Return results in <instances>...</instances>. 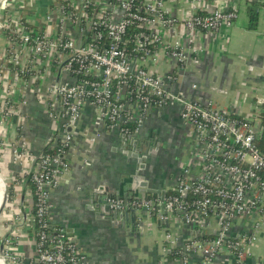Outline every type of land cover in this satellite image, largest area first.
<instances>
[{"label":"built area","instance_id":"1","mask_svg":"<svg viewBox=\"0 0 264 264\" xmlns=\"http://www.w3.org/2000/svg\"><path fill=\"white\" fill-rule=\"evenodd\" d=\"M56 1L54 10L45 15L47 23L55 21L53 29L32 27L21 18L15 19L13 28L0 23V29L9 32L0 71L14 74L35 91L37 86L46 87L49 99H54L48 117L62 134L60 139L50 137L48 150L40 154L38 169L31 175L35 257L30 264H85L65 230L49 231V217L51 191L70 169L66 159L73 143L70 130L87 103L100 112L101 123L122 134L139 133L151 113L170 103L180 106L183 125L195 135L198 170L185 168L164 198L111 197L109 204L159 218L166 242L181 258L193 252L200 256L199 264H214L228 254L232 264H244L264 228L262 128L257 119L176 92L178 71L189 56L179 42L166 41L158 30L182 24L189 32L217 33L235 24L236 8L221 7L217 0H181L190 5L189 14L181 18L167 11L166 0ZM7 3L0 0V7ZM211 3L216 7L209 11ZM132 27L139 31L131 34ZM160 55L176 61L177 69L165 75L150 70L147 64H157ZM8 92L5 96L0 87V127L16 108ZM13 154L18 161L26 157L24 149H14ZM172 218L206 235L178 246ZM15 242L6 238L4 258L10 264H23L13 255Z\"/></svg>","mask_w":264,"mask_h":264},{"label":"crops","instance_id":"2","mask_svg":"<svg viewBox=\"0 0 264 264\" xmlns=\"http://www.w3.org/2000/svg\"><path fill=\"white\" fill-rule=\"evenodd\" d=\"M252 1L255 0H217L221 7L236 8L238 13L232 27L217 33L189 32L182 24L173 29L158 30L166 41L179 42L189 56L178 71L176 92L211 103L217 109L239 117L258 120L264 105V5L259 13L258 27L250 29L247 10ZM56 3V0H8L3 8L0 7V23H9L10 28L16 18H21V22L32 27L46 29L50 26L53 29L55 21L47 23L45 15L54 10ZM215 7L211 3L208 10ZM165 8L181 18L190 12V5L181 0H166ZM8 33L0 29V62ZM177 65L173 59L160 55L157 64L149 63L147 67L156 74L165 75L176 70ZM194 85L196 89H192ZM0 87L5 96L9 91L7 97L16 107L9 120L0 127V173L13 184L12 208L2 226L3 239L7 234L15 239L13 255L23 259V264H30L35 257L32 218L35 194L31 175L38 169V157L50 144V137L60 139L62 134L48 117L54 99H49L46 87L37 86L38 91H35L7 71H0ZM179 111L178 104L170 103L151 113L136 143L124 140L121 132L101 123L100 112L92 104L83 107L79 120L71 128L73 143L66 156L70 169L51 191L49 222L51 226L65 230L73 239L85 264L200 263V256L193 252H185L182 258L174 250L172 252L164 238V226L158 225L157 218L137 213L139 230L129 232L119 223L97 216L99 210L91 204L93 192L120 182L122 177L134 174L137 166L140 167L141 163L130 155L137 154L141 150L139 144L143 142L140 157L156 153L158 158L153 162L146 159L145 168L140 169L150 188L166 195L185 168H192L193 173L198 170L195 135L191 128L183 125ZM14 149H24L26 157L15 160ZM175 155L182 158L173 165L169 166L173 159L161 161V158H174ZM0 182L5 189L1 176ZM171 221L178 246L194 236L193 228L183 226L175 218ZM240 230L237 225L235 231ZM257 237L253 255L244 264H264V228ZM200 238L203 237H197ZM232 261V257L225 254L214 264H232Z\"/></svg>","mask_w":264,"mask_h":264},{"label":"water","instance_id":"3","mask_svg":"<svg viewBox=\"0 0 264 264\" xmlns=\"http://www.w3.org/2000/svg\"><path fill=\"white\" fill-rule=\"evenodd\" d=\"M13 24L11 27L13 28ZM71 131V130H70ZM140 135L139 133L136 134H122L121 138L124 140H127L130 142V140L136 141V143L139 141ZM143 148H144V142L143 144H139L140 151L137 152L135 155H130L131 157L135 158V160L138 163H141L140 167L135 169L134 174H131L129 176L125 175L121 178L120 182L114 183L112 186H107L104 188H100L99 191H95L91 194V204L95 205V208L99 210V213H97V216H101L102 218H106L113 223L120 224V227L124 230H128L129 232H138V225L140 223V220L138 219L137 211L134 208H124V209H113L111 208V205L109 204V199L111 197H116L117 199H123L125 201H129L132 199H141L146 197L147 195L151 196H158L160 198L165 197V193L161 192L159 190H156L154 188L149 187V182L146 180V178L142 175L143 173L140 171V169L145 168V162L146 159L149 161V157L151 155H143ZM138 149V150H139ZM152 151V150H151ZM5 195L6 190H5ZM6 198L3 202L2 208L0 210V215L3 211L4 205H5ZM158 225H161V221L159 218ZM54 226H51V229H54ZM194 237H204L206 235L205 232H202L200 230L192 232ZM9 236L7 234L4 239L0 241V257L4 258V243L6 238ZM1 237V233H0ZM72 239V238H71ZM73 242V239L71 240Z\"/></svg>","mask_w":264,"mask_h":264},{"label":"trees","instance_id":"4","mask_svg":"<svg viewBox=\"0 0 264 264\" xmlns=\"http://www.w3.org/2000/svg\"><path fill=\"white\" fill-rule=\"evenodd\" d=\"M263 5H264V2H262V0H255V1L250 2L249 6H248V10H247V15H248V18H249V28L250 29H256L258 27V24H259V13H260V10L263 7ZM137 31H139V29H137L136 27H132L131 30H130V33L133 34V33L137 32ZM157 111L158 110H156L155 112H157ZM257 123H259L261 128H262V136H261L260 145H261V147H264V105H263V111L259 115ZM131 130H134V128H131ZM47 150L48 149H45V151H47ZM7 190H8L7 192H8V196H9V201L12 202L13 201V198H12V196H13V185L8 186ZM147 197H152V196L151 195H147ZM49 231H51V233H55L56 232V231H52V229H49Z\"/></svg>","mask_w":264,"mask_h":264},{"label":"rangeland","instance_id":"5","mask_svg":"<svg viewBox=\"0 0 264 264\" xmlns=\"http://www.w3.org/2000/svg\"><path fill=\"white\" fill-rule=\"evenodd\" d=\"M33 8H36V6H33ZM5 13H8L7 11H5ZM178 152H176L175 154H177ZM180 158H182V156L181 157H179V158H176V155L174 156V158H171V156L169 157V156H166V157H164V158H162L161 159V161L162 162H168V161H170L171 159H173L170 163H169V166L170 165H173L174 164V162L175 161H178ZM168 166V167H169ZM0 175H1V177H2V179H3V181H4V184H5V190H6V194H7V196H6V201H5V205H4V208H3V211H2V213H1V215H0V233H1V237H0V240H2L3 239V231H2V226H3V224H4V220H5V218H6V216L8 215V212L9 211H11V203H10V201H9V196H8V186H10V185H13L11 182L9 183V182H7L6 180H5V178H4V176H2V174L0 173ZM7 264H10V262L9 261H7L6 262Z\"/></svg>","mask_w":264,"mask_h":264},{"label":"bare ground","instance_id":"6","mask_svg":"<svg viewBox=\"0 0 264 264\" xmlns=\"http://www.w3.org/2000/svg\"><path fill=\"white\" fill-rule=\"evenodd\" d=\"M5 198H6V195H5L4 185L0 182V210L2 208V204ZM0 264H7L5 258L0 257Z\"/></svg>","mask_w":264,"mask_h":264},{"label":"flooded vegetation","instance_id":"7","mask_svg":"<svg viewBox=\"0 0 264 264\" xmlns=\"http://www.w3.org/2000/svg\"><path fill=\"white\" fill-rule=\"evenodd\" d=\"M156 153H153L150 157H149V161L153 162V160H158L157 155H155ZM162 159V158H161ZM153 165V163H151Z\"/></svg>","mask_w":264,"mask_h":264}]
</instances>
